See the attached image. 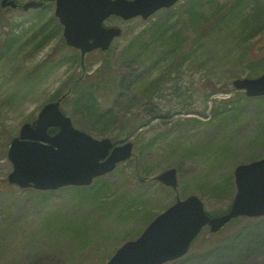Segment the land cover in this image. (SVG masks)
<instances>
[{
	"label": "rangeland",
	"instance_id": "obj_1",
	"mask_svg": "<svg viewBox=\"0 0 264 264\" xmlns=\"http://www.w3.org/2000/svg\"><path fill=\"white\" fill-rule=\"evenodd\" d=\"M246 1L181 0L147 19L111 18L122 35L108 53H88L83 66L64 44L54 5L0 7V264H105L108 251L174 202L173 189L150 179L169 167L180 197L199 195L210 214L226 210L234 166L264 156V96L232 85L264 62V22L247 20ZM149 29L163 38H139ZM133 40L145 46L125 60ZM106 58L114 77L103 83L94 68ZM64 85L71 92L61 108L79 127L133 140L138 156L105 175L100 191L99 182L90 192L47 194L9 183L10 140ZM166 264H264V217L243 216L215 233L206 227L186 255Z\"/></svg>",
	"mask_w": 264,
	"mask_h": 264
},
{
	"label": "water",
	"instance_id": "obj_2",
	"mask_svg": "<svg viewBox=\"0 0 264 264\" xmlns=\"http://www.w3.org/2000/svg\"><path fill=\"white\" fill-rule=\"evenodd\" d=\"M56 14L65 25L64 36L70 45L79 47L82 54L100 47L106 49L118 27H104L102 21L110 14L123 18L142 15L147 18L161 7L177 0H56ZM3 4L13 2L2 1ZM40 2L29 1L24 8L37 7ZM235 88L246 95H264V73L257 77L235 78ZM59 102L45 105L32 126L24 124L20 137L11 140L8 158L13 169L8 175L11 183L40 189L57 188L66 184H87L92 177L111 171L117 162L131 155L132 144L127 142L112 148L110 139L97 140L74 129L70 119L58 108ZM50 125L59 127L48 135ZM104 158L103 160H100ZM237 192L230 209L210 217L201 200L190 195L156 216L136 240L127 241L106 264H161L184 254L191 240L204 224L216 231L239 215L264 214V158L235 169ZM157 180L177 187L176 169L170 168L156 176Z\"/></svg>",
	"mask_w": 264,
	"mask_h": 264
},
{
	"label": "trees",
	"instance_id": "obj_3",
	"mask_svg": "<svg viewBox=\"0 0 264 264\" xmlns=\"http://www.w3.org/2000/svg\"><path fill=\"white\" fill-rule=\"evenodd\" d=\"M241 0H236V2H235V6H241V5H243V4H241V2H240ZM236 3H237V5H236ZM246 3H250L251 5H250V11H249V13H248V15H247V20L249 19L250 21H252V16H256V19H254V21L255 20H257L258 22H260V23H263L264 22V4L261 6V4L258 2V1H255V0H248V1H246ZM245 3V4H246ZM263 7V8H262ZM260 23L258 24V26L260 25ZM254 29H250V30H248L247 31V33H246V36L247 35H251L253 32ZM150 33L151 34V36L153 37V40H156V39H162L163 38V33H159V30H157V29H149L148 31H144V32H142V33H140L139 34V38H143V33ZM150 36V35H149ZM151 36L149 37V39H151ZM138 43L139 42H136V40H133V41H131V42H129L128 44H127V46L125 47V49H124V51H122V53H121V55H122V57L123 58H125V60H129V59H138V57H139V54L141 53V49L143 48V46H145V43H143V42H140V44L138 45ZM110 59V58H109ZM107 60L105 63H103L96 71V74H97V76H99V78H101L102 79V82L103 83H106V81L109 79V78H111V82L113 81V77H114V71L111 69V62L112 61H110V60ZM264 64H263V62H261V63H258L257 65H256V67H258V66H260V69H257V71L256 70H252V72H251V74H255L256 72H259L261 69H262V66H263ZM110 82V83H111ZM111 85H112V83H111ZM91 91V90H90ZM89 91V92H90ZM88 92V93H89ZM115 92V88L113 87V85H112V89H111V91H110V93L109 94H113ZM86 106V108H89L87 105H85ZM92 109H93V111H89L90 113V115L91 116H93L94 115V113L96 114V111L94 110V109H96L95 107H92ZM111 114V113H110ZM109 113H108V117H110L111 115H110ZM112 115H114V113L112 114ZM108 117H107V114H106V116H105V122H107L108 121ZM102 183V182H101ZM99 184L97 187H96V189H99V191L101 190V188H102V184ZM214 185H215V183H214ZM90 191H92V189H90L89 190V192ZM80 191H77V193H79ZM82 192H85V191H82ZM131 209V208H130ZM236 220H238V218H236V219H233V221H236Z\"/></svg>",
	"mask_w": 264,
	"mask_h": 264
},
{
	"label": "flooded vegetation",
	"instance_id": "obj_4",
	"mask_svg": "<svg viewBox=\"0 0 264 264\" xmlns=\"http://www.w3.org/2000/svg\"><path fill=\"white\" fill-rule=\"evenodd\" d=\"M42 1L44 2L43 5H42V7L43 6H46L47 7V6L51 5V4H55V1L54 0H42ZM110 20H111V16L106 19L105 23L108 24V22Z\"/></svg>",
	"mask_w": 264,
	"mask_h": 264
}]
</instances>
